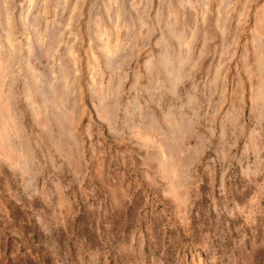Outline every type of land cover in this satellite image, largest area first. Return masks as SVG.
Listing matches in <instances>:
<instances>
[{
    "label": "rangeland",
    "instance_id": "1",
    "mask_svg": "<svg viewBox=\"0 0 264 264\" xmlns=\"http://www.w3.org/2000/svg\"><path fill=\"white\" fill-rule=\"evenodd\" d=\"M0 264H264V0H0Z\"/></svg>",
    "mask_w": 264,
    "mask_h": 264
}]
</instances>
